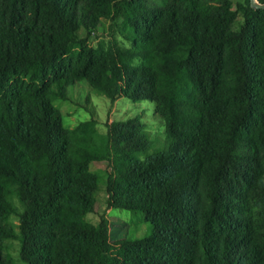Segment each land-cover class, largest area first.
Instances as JSON below:
<instances>
[{
    "label": "trees",
    "instance_id": "1",
    "mask_svg": "<svg viewBox=\"0 0 264 264\" xmlns=\"http://www.w3.org/2000/svg\"><path fill=\"white\" fill-rule=\"evenodd\" d=\"M104 23L130 46L89 45ZM80 83L152 103L166 147L140 159L137 118L99 133L88 97L89 120L65 129L52 102ZM101 190L150 233L111 241L104 218L87 223ZM0 264H264V9L0 0Z\"/></svg>",
    "mask_w": 264,
    "mask_h": 264
},
{
    "label": "rangeland",
    "instance_id": "2",
    "mask_svg": "<svg viewBox=\"0 0 264 264\" xmlns=\"http://www.w3.org/2000/svg\"><path fill=\"white\" fill-rule=\"evenodd\" d=\"M150 3L162 6L167 0H148ZM234 3H244L246 0H232ZM81 35L84 33L81 31ZM128 33L119 28L108 26L104 23L100 26L97 33L90 35L88 43L95 46L98 42L116 41L124 47H129L127 40ZM90 100L89 105L93 106L96 113L97 131L104 133L106 125L125 121L127 119L137 118L146 132L147 148L139 154L140 159L146 156L161 152L167 145L164 123L162 120L154 117V106L150 102L140 101L132 102L127 99H119L114 103L98 96L90 91L84 83H80L73 89L68 90V99L66 101H53L52 105L58 109L61 114L62 124L65 129H73L79 123L89 120L90 115L84 109L85 98ZM91 171L100 178L101 187L105 185L109 174L108 164L106 162L95 163L90 167ZM98 202L96 210L87 214L84 220L92 225H97L100 218H104L109 227L111 241H118L124 238H144L150 233L149 226L144 221L140 213H132L125 210L108 209L106 207V195L101 190L95 196ZM13 223L16 219L13 218ZM17 243H9L8 253L17 262Z\"/></svg>",
    "mask_w": 264,
    "mask_h": 264
},
{
    "label": "water",
    "instance_id": "3",
    "mask_svg": "<svg viewBox=\"0 0 264 264\" xmlns=\"http://www.w3.org/2000/svg\"><path fill=\"white\" fill-rule=\"evenodd\" d=\"M250 6L252 9H264V3L260 5L257 0H250Z\"/></svg>",
    "mask_w": 264,
    "mask_h": 264
}]
</instances>
